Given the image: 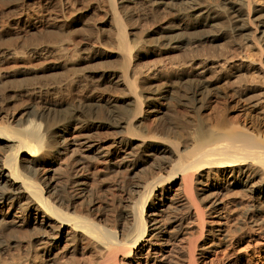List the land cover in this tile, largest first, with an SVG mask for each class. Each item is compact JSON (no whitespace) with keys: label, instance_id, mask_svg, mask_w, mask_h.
Listing matches in <instances>:
<instances>
[{"label":"bare ground","instance_id":"obj_1","mask_svg":"<svg viewBox=\"0 0 264 264\" xmlns=\"http://www.w3.org/2000/svg\"><path fill=\"white\" fill-rule=\"evenodd\" d=\"M7 1L0 61L24 62L6 77L28 84L0 92V264H264V4L255 27L252 0H224L226 44L213 7L171 0L194 23L163 17L144 30L157 41L131 45L134 0ZM175 76L190 83L178 95L190 115L145 127L144 103ZM213 97L227 100L214 124Z\"/></svg>","mask_w":264,"mask_h":264},{"label":"rangeland","instance_id":"obj_2","mask_svg":"<svg viewBox=\"0 0 264 264\" xmlns=\"http://www.w3.org/2000/svg\"><path fill=\"white\" fill-rule=\"evenodd\" d=\"M135 3L132 6V20H128L125 22L126 24V34L129 42L131 45H135L137 43H141L142 41H149V42H155L156 36L155 35H148L144 30H147L151 26L154 25V23L161 18H166L169 20H174L175 17H180L186 20L187 22H193L194 19L192 16L191 10L186 9L188 5L184 3L183 1H175L174 3H170L171 0H168L169 3L167 4H159L154 5L149 0H134ZM204 5L213 7V16H216L214 19V24L211 27H215L217 29H221L223 32L226 33L228 39L222 41V43H226L230 39H232V36H234V23L231 19L230 10L227 8L224 0H199ZM259 3L264 4V0H252V3L250 6H248V11L250 13V16L255 19L253 22V26H257V22L260 19L262 13L258 10L257 4ZM8 1H1L0 0V8L7 7ZM123 11V9H121ZM194 29H191L190 31H193ZM212 30V29H210ZM188 33V32H187ZM107 38H104L102 42H107ZM227 44V43H226ZM196 55H198L197 52H195ZM201 54V52H200ZM192 54L189 53V51H178L173 53H163L160 55L152 56L145 60L146 65H159L160 63H165L168 66H170L171 62L177 61L179 59H182L183 57L190 58ZM24 62L17 61L16 63L10 60L0 61V76H2V79L0 80V92H23L25 89V86L28 84V81L25 80L24 76H18L14 78L6 77V74L11 70L14 69V67H20L23 65ZM111 62L106 61L101 64L100 62L96 63H87L89 66V69H98L101 68L107 64H110ZM35 66L40 67L42 64L39 62H35ZM46 73V75H49V73L42 71L40 74ZM94 81L96 79H93ZM235 80H238L235 78ZM221 83H218V86H220ZM163 89L170 88L173 90L172 92L161 94V95H155L156 99H151L149 102H145L143 106V116L141 117V120L145 127L147 128H153L155 127L159 122V117L162 114H165L168 121L170 122H176L177 120H183L186 116L190 115V108L189 106L184 104V96L178 98V95L180 94H187L189 92L190 83L185 80H180L178 77H173L169 81H166V84H164ZM159 86H154L152 88V92H157ZM221 92H232L229 89H224L221 86ZM117 94H119L117 92ZM123 97L120 100V103H118V107L122 110H132V113L135 114L136 110L133 108L132 103L130 101L126 102L124 99V95H121ZM181 100V101H180ZM154 104L153 108L149 109V104ZM227 105V100L223 98L213 97L211 98L208 107L204 109L203 114L206 117L207 121L212 122L213 124L216 123V116L219 112H225V108ZM234 103H231L229 115L230 116H237L241 115L243 118L246 117V106L239 107L235 110L232 109ZM97 109V108H96ZM96 109H92L93 112L96 111ZM248 111V110H247ZM184 116V117H183ZM264 129V127H263ZM123 179H126L125 183L129 184L131 180H133L132 176L130 174L128 175L127 172H124L122 174ZM134 177V176H133ZM130 192V191H129ZM130 194V193H129ZM128 193H126L125 196H127ZM110 210L109 213H114L118 210L117 204H109ZM117 209V210H114ZM232 223H235L233 221ZM232 223H230V226L233 229H236ZM235 225V224H234ZM238 235V234H237ZM205 237V236H204ZM235 249V248H233ZM254 252V251H253ZM231 253L234 254V251L231 250ZM202 261V258L200 259ZM235 261V260H234Z\"/></svg>","mask_w":264,"mask_h":264}]
</instances>
